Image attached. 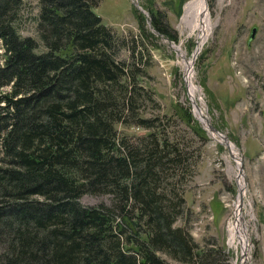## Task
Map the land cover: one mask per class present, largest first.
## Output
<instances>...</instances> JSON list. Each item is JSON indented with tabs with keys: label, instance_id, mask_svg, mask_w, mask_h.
Masks as SVG:
<instances>
[{
	"label": "trees",
	"instance_id": "trees-1",
	"mask_svg": "<svg viewBox=\"0 0 264 264\" xmlns=\"http://www.w3.org/2000/svg\"><path fill=\"white\" fill-rule=\"evenodd\" d=\"M37 2L41 53L17 31L23 0H0V264H229L222 247L198 250L175 226L184 201L162 177L182 166L181 153L158 136L119 138L117 127L137 115L136 40L130 60H118L125 43L94 12L99 0ZM135 14L140 37L155 38ZM102 194L109 206L79 203Z\"/></svg>",
	"mask_w": 264,
	"mask_h": 264
},
{
	"label": "rangeland",
	"instance_id": "rangeland-1",
	"mask_svg": "<svg viewBox=\"0 0 264 264\" xmlns=\"http://www.w3.org/2000/svg\"><path fill=\"white\" fill-rule=\"evenodd\" d=\"M192 1L195 0H138L149 19L150 10L161 14L176 42L153 34L145 15L130 0H99L94 9L125 43L117 59L130 60L128 46L131 47L132 38L140 57L137 61L141 59L143 72L136 80V91H140L135 106L137 115L117 127L118 135L125 137L129 145L148 144L158 136L181 153L182 166L177 170L170 168L162 177L167 189L178 194L171 197L181 196L184 201L175 226L189 231L198 250L206 245L219 246L229 264H243L242 247L236 239L235 245L230 242V226L236 221L235 206L240 199L237 162L229 154L234 151L216 141L197 118L208 119L233 144L241 159L240 181L245 191L241 212L250 237L247 264H264V0H207L215 27L199 52L195 48L198 50L202 42L201 34L182 26L186 7ZM37 10V0H23L16 28L21 36L37 42V52L41 53L46 49L34 20ZM135 13L143 16L145 30L155 38L140 37L142 31ZM253 29L255 36L249 40ZM191 62L189 70L200 89L194 107L189 102L186 80ZM0 91L7 93L6 88ZM202 104L205 112L200 111L198 116L196 108L202 109ZM184 115L188 122L182 119ZM137 119L149 120L152 127L141 128ZM151 132L154 136H148ZM111 200L108 194L84 195L79 203L109 206ZM157 254L172 261L162 251Z\"/></svg>",
	"mask_w": 264,
	"mask_h": 264
},
{
	"label": "bare ground",
	"instance_id": "bare-ground-1",
	"mask_svg": "<svg viewBox=\"0 0 264 264\" xmlns=\"http://www.w3.org/2000/svg\"><path fill=\"white\" fill-rule=\"evenodd\" d=\"M182 26L185 29H188V30L190 29V31L192 33L199 32L201 34L202 42H201V44L197 50V52H199L201 47L203 46L204 42L207 40L208 36L211 34L213 28L215 27V24L212 23V17H211L210 11H209L208 6H207V0H195V1H192L191 3H189L187 5L185 15L182 19ZM177 48L179 49V47H177ZM188 64H189V67H188V71L186 73V80H187V84L189 86L188 89H190L189 90L190 93H188L189 99L192 101V104L194 107V106H196L195 98H196L197 94L200 93V89L193 82V72L191 70H189L192 68L193 63L191 62ZM204 110H205L204 104H202V109L196 108V112H197L198 116L200 115V111L205 112ZM197 119H200L201 121L205 122L202 118H197ZM205 126H207V125H205ZM209 134L214 136L216 141L221 142L226 147L227 146L230 147L235 152V153L232 152V154L236 158L237 167H239V164H241V162L239 161L240 157H239L238 153L235 151L233 144L229 143V145H228L227 143H225V141L223 139H221L215 133L209 132ZM237 181H238V185H239V189H240V192L238 194V196H240V199L235 206L234 218L236 219V221L232 222L231 226H230V242L235 245V239L238 241V243L240 244V246L242 247V250H243L242 257L244 254L243 264H247V261L249 258V255H248L249 254V239L248 238H250V237H249V232H248V223H247L246 219L244 218L243 213L241 212L242 198H243L245 191H244V186L241 185L240 178Z\"/></svg>",
	"mask_w": 264,
	"mask_h": 264
},
{
	"label": "water",
	"instance_id": "water-1",
	"mask_svg": "<svg viewBox=\"0 0 264 264\" xmlns=\"http://www.w3.org/2000/svg\"><path fill=\"white\" fill-rule=\"evenodd\" d=\"M130 1H131V3H132V6H133L136 10H138L140 13H142V14L145 15V17H146V22L148 23L151 32H152L153 34H155L156 36L163 37L162 35H160L158 32H156V31L151 27L150 19H149L148 15H147V14L142 10V8L140 7L138 0H130ZM255 32H256L255 29H253L252 32H251V34H250V36H249V40H252V39L254 38V36H255ZM169 45H171V47L174 48L173 45H172V42H169ZM195 50L197 51L196 48H195ZM196 51L194 52L193 57L196 56ZM189 102L191 103V105H193L191 100H189ZM204 120H205L204 125H207V126H206L207 129H208L211 133H215V134H217L221 139H223V140L225 141V143H227V144L229 145V142L227 141L226 137L223 136L222 134H220L216 129H214V128L209 124L208 119L204 118ZM200 121H201V120H200ZM202 122H203V121H202ZM229 154H230V156H231V157L235 160V162H236V158H235V156L232 154V152L229 151ZM239 161L241 162V159H239ZM237 170H238V174H237V175H238V178L242 177L243 173H242V165H241V164H239V167L237 168ZM239 192H240V189L238 190V194H239Z\"/></svg>",
	"mask_w": 264,
	"mask_h": 264
}]
</instances>
